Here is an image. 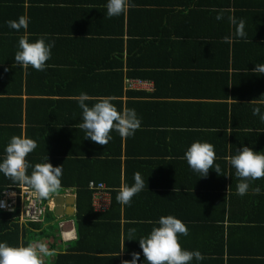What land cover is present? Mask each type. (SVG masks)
<instances>
[{"label": "crops", "instance_id": "obj_1", "mask_svg": "<svg viewBox=\"0 0 264 264\" xmlns=\"http://www.w3.org/2000/svg\"><path fill=\"white\" fill-rule=\"evenodd\" d=\"M120 85L123 102L147 103L140 120L165 123L140 125L121 145L118 196L131 197L132 230L149 239L144 263L264 264V0H0V149L11 122L23 136L40 114L78 118L79 100L115 97ZM102 110L92 119H110ZM54 145L82 146L75 137ZM103 145L116 146L102 139L71 157L92 160ZM15 171L23 183V155ZM94 182L105 184L110 206L112 187ZM64 189L44 188L63 196V214L55 204L42 223L49 237L0 212V235L4 222L18 226L22 264H52L76 240L75 189ZM8 241L0 237V251Z\"/></svg>", "mask_w": 264, "mask_h": 264}, {"label": "trees", "instance_id": "obj_2", "mask_svg": "<svg viewBox=\"0 0 264 264\" xmlns=\"http://www.w3.org/2000/svg\"><path fill=\"white\" fill-rule=\"evenodd\" d=\"M126 94L131 93L126 92ZM121 97L120 85L115 97L111 95L108 98L106 96L98 99L89 97L79 100L77 103L81 104L85 111L84 115H77L78 118L74 119L75 115L71 114L66 116L65 121L60 122L56 114H40L36 118L33 117L28 120L23 136L19 121L11 122L12 125L7 126L9 128L1 133L11 132L4 139L6 148L0 149V167L4 170L1 171L0 169V173L3 177L6 174L5 178L8 179L0 181V191L5 186L19 184V174L14 173V171L20 163L21 155H23V183L30 186H43L44 188L59 186L75 189L76 213L74 221L77 238L64 252L54 253L52 264H145L144 257L139 255L146 251L145 246L149 239L142 237L140 231L132 230L134 224L131 220L132 216L128 213V204L126 203L131 197H126L124 204L118 196L120 193L118 188L120 187L121 145L124 142L125 147L127 146L129 135L126 133L133 129H139L138 126H144L150 122L149 127L158 129L164 127L165 123L140 120L138 116H140L139 111L141 109L138 111L137 108L143 106V112L147 113L144 109L147 103L134 102L135 100L130 99L123 102ZM42 103L43 105L47 104L48 108L53 106L52 109H56V106L52 105V100H42ZM65 104L61 102V106H66ZM99 108L110 110V119L104 122L92 119L96 114L95 110ZM103 110L102 112H104ZM150 110L152 112L153 107ZM54 124L59 126L52 136L51 130ZM123 125L124 139L121 131ZM159 125L162 126L154 128ZM163 131L166 132L167 130ZM60 133L69 135V138L79 139L82 146L78 148V145H74L72 151L67 145L65 151L61 150L60 145L50 146L52 139L58 140L63 137L64 141H68V137L62 136ZM110 136L113 138L111 139ZM166 136L165 134L164 138ZM102 139H109L110 144L116 146L103 145L105 146L103 150L92 154L95 156L91 158L92 160L78 158L80 160L78 161L72 158L73 156H86L89 154L87 152L88 147H95V144ZM23 144L24 148H22ZM87 144L91 146H86ZM114 149L117 151H110ZM61 155L63 158L59 159ZM98 155H108L109 157L103 159ZM218 165L219 162L216 163L217 167ZM5 170H8V173ZM10 171L11 175H9ZM90 180L105 181L108 186L112 187L111 203L106 211L98 212L91 206V193L87 188ZM123 180L124 186L127 188L129 186L127 174L124 175ZM50 213L46 215V218ZM2 214L8 216L9 213L3 212ZM28 225L30 230L38 232V235L35 236L49 237L42 223H28ZM17 228L15 222L12 227H7L4 222L5 232L0 237L8 239L9 243L6 242L7 244L3 246L4 250L0 251V264H22L26 258L25 255H19L17 251ZM9 233L12 235L7 238ZM120 252H123L122 257L119 256Z\"/></svg>", "mask_w": 264, "mask_h": 264}, {"label": "built area", "instance_id": "obj_3", "mask_svg": "<svg viewBox=\"0 0 264 264\" xmlns=\"http://www.w3.org/2000/svg\"><path fill=\"white\" fill-rule=\"evenodd\" d=\"M143 80H128L126 86H148ZM88 188L92 192L91 203L95 211H106L109 207L107 187L102 182L89 181ZM63 192L68 193L69 189ZM72 192V191H71ZM55 193H47L43 186H30L24 183L5 186L0 191V211L13 214L19 222L44 223L46 215L53 211L55 206ZM60 237L63 241L70 236L62 231L63 223L59 222ZM34 264H41L39 262Z\"/></svg>", "mask_w": 264, "mask_h": 264}, {"label": "water", "instance_id": "obj_4", "mask_svg": "<svg viewBox=\"0 0 264 264\" xmlns=\"http://www.w3.org/2000/svg\"><path fill=\"white\" fill-rule=\"evenodd\" d=\"M69 200H70V204H69ZM54 201L56 204V206L54 208L55 214L62 215L63 210H64L62 205H61L63 203V196L57 195ZM65 201L68 203L67 205H69V207H70V212H73L74 211V197L69 196L65 199Z\"/></svg>", "mask_w": 264, "mask_h": 264}, {"label": "rangeland", "instance_id": "obj_5", "mask_svg": "<svg viewBox=\"0 0 264 264\" xmlns=\"http://www.w3.org/2000/svg\"><path fill=\"white\" fill-rule=\"evenodd\" d=\"M58 192H60V191H58ZM62 219V218H61Z\"/></svg>", "mask_w": 264, "mask_h": 264}]
</instances>
